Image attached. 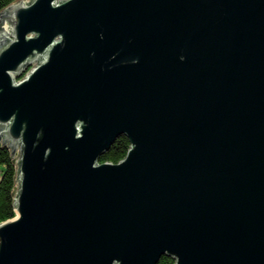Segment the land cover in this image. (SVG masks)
I'll list each match as a JSON object with an SVG mask.
<instances>
[{
  "label": "water",
  "instance_id": "obj_1",
  "mask_svg": "<svg viewBox=\"0 0 264 264\" xmlns=\"http://www.w3.org/2000/svg\"><path fill=\"white\" fill-rule=\"evenodd\" d=\"M0 144V264H264V0L10 3Z\"/></svg>",
  "mask_w": 264,
  "mask_h": 264
},
{
  "label": "trees",
  "instance_id": "obj_2",
  "mask_svg": "<svg viewBox=\"0 0 264 264\" xmlns=\"http://www.w3.org/2000/svg\"><path fill=\"white\" fill-rule=\"evenodd\" d=\"M16 0H0V10ZM130 147L127 136H120L101 161L117 162L125 157ZM17 166L8 146L0 144V222L15 215L14 199L17 191ZM171 256L163 255L157 264H173Z\"/></svg>",
  "mask_w": 264,
  "mask_h": 264
}]
</instances>
